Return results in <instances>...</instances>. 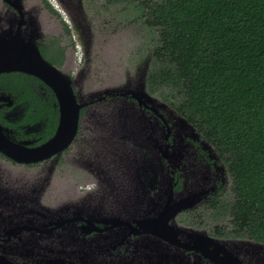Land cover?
<instances>
[{"label":"flooded vegetation","instance_id":"1","mask_svg":"<svg viewBox=\"0 0 264 264\" xmlns=\"http://www.w3.org/2000/svg\"><path fill=\"white\" fill-rule=\"evenodd\" d=\"M94 22L86 0H0V264H264V241L232 214L228 164L174 117L171 103L140 102L130 88L97 95L92 86L80 97L78 70L91 67L89 78L112 74L99 57L106 41L98 34L119 28ZM39 56L71 81L84 106L68 148L20 162L15 149L43 146L60 121L54 89L23 70ZM113 98L124 103L112 107ZM100 104L124 120L100 128L101 112L99 134L94 127L77 148L83 116Z\"/></svg>","mask_w":264,"mask_h":264},{"label":"trees","instance_id":"2","mask_svg":"<svg viewBox=\"0 0 264 264\" xmlns=\"http://www.w3.org/2000/svg\"><path fill=\"white\" fill-rule=\"evenodd\" d=\"M160 44L150 81L228 164L232 214L264 241V0H138Z\"/></svg>","mask_w":264,"mask_h":264},{"label":"rangeland","instance_id":"3","mask_svg":"<svg viewBox=\"0 0 264 264\" xmlns=\"http://www.w3.org/2000/svg\"><path fill=\"white\" fill-rule=\"evenodd\" d=\"M86 6L91 9L94 25H112L110 29L118 27L119 30L114 34H98V42L105 44L100 45V59L103 64H106L107 71L112 72L111 75H104L102 78H89L85 72H90L91 67L88 69L84 66L81 70H78L74 80V84H77L79 95L82 99L88 98L93 93V88L96 90L98 95L101 91L113 88L117 89H136V94L148 98L157 107L158 104L167 105L162 99L163 93H167L165 88L152 90L149 83V77L151 72L154 70V51L160 42V36L158 29L150 26L147 18L148 13L146 7L134 0H86ZM149 19V18H148ZM118 99V97H116ZM113 98L109 104L113 103V106L121 105L124 103L123 100H117ZM109 104H100L90 109V114H85L82 118L81 132L77 140V148H79V142L85 141L89 134H99V124L96 125L101 115V121L104 128L108 126L112 121L124 120L123 116L114 113H104L103 110L109 109ZM103 106V107H102ZM104 108V109H102ZM172 108V107H171ZM172 111L174 117L177 120L184 122L175 111ZM140 123L143 125L146 122L143 120L141 111L144 109L140 108ZM145 112V111H144ZM137 113V111H136ZM97 115V116H93ZM95 122V124H94ZM136 123H138L136 121ZM94 127L98 128L95 133H90ZM193 127V126H192ZM147 128V127H146ZM194 128V127H193ZM109 134L108 136H110ZM94 140V139H93ZM83 146V145H82ZM84 150V149H83ZM106 152V151H105ZM93 153L94 149H93ZM106 156V155H105ZM66 195H63V198ZM233 198V196H232ZM228 223V217L221 218V224Z\"/></svg>","mask_w":264,"mask_h":264},{"label":"water","instance_id":"4","mask_svg":"<svg viewBox=\"0 0 264 264\" xmlns=\"http://www.w3.org/2000/svg\"><path fill=\"white\" fill-rule=\"evenodd\" d=\"M23 70L46 81L54 89L60 103V121L54 137L43 146L28 152H25L24 148L15 149L17 153L13 157L20 162H37L63 152L71 145L78 133L80 110L84 105L78 102L71 81L45 62L41 56L35 67L28 65ZM136 99L142 102L143 97L136 95ZM181 119L184 120L183 123H188L186 118ZM15 147L12 145L8 150Z\"/></svg>","mask_w":264,"mask_h":264}]
</instances>
